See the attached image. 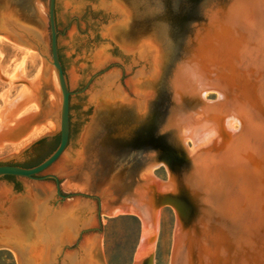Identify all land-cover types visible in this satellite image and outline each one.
I'll list each match as a JSON object with an SVG mask.
<instances>
[{
    "label": "water",
    "instance_id": "water-1",
    "mask_svg": "<svg viewBox=\"0 0 264 264\" xmlns=\"http://www.w3.org/2000/svg\"><path fill=\"white\" fill-rule=\"evenodd\" d=\"M0 37L41 58L32 81L22 59L0 75V147L54 123L0 158L16 264H104L118 214L141 222L132 264H152L162 206L169 264H264V0H0Z\"/></svg>",
    "mask_w": 264,
    "mask_h": 264
},
{
    "label": "rangeland",
    "instance_id": "rangeland-1",
    "mask_svg": "<svg viewBox=\"0 0 264 264\" xmlns=\"http://www.w3.org/2000/svg\"><path fill=\"white\" fill-rule=\"evenodd\" d=\"M33 52L35 54H28L14 46L0 42V75L5 80H8L17 62L22 59V76L25 81H32L38 69L41 68V58L35 51ZM7 87V82L0 80V92L7 89ZM21 87V84H14L9 87L6 100L10 101ZM30 104L26 105L23 111L20 110L19 114L28 113L33 108L32 103ZM1 105L0 100V108ZM50 122L53 127L54 123L52 121ZM47 132L48 130L44 134ZM44 134L42 133L38 136L31 137L25 141L26 143L24 142L17 147L10 145L12 143L8 144V142H3V147H0V158L19 151L22 147L37 140ZM158 210V229L152 258L154 264H169L175 218L170 207H160ZM101 226V250L104 264H132L134 253L139 243L141 230L140 220L132 215H123L106 218ZM10 251L5 248L0 249V264H16L15 255Z\"/></svg>",
    "mask_w": 264,
    "mask_h": 264
},
{
    "label": "bare ground",
    "instance_id": "bare-ground-1",
    "mask_svg": "<svg viewBox=\"0 0 264 264\" xmlns=\"http://www.w3.org/2000/svg\"><path fill=\"white\" fill-rule=\"evenodd\" d=\"M0 42L2 43V44H8V45H11V46H14L15 48H17V49H19V50H23L24 52H26V53H28V54H35L33 51H31V50H27V49H25V48H22V47H19V46H16V45H14V44H12V43H10V42H8V41H6L4 38H2V37H0ZM40 69L41 68H39L38 69V72H37V74H36V76L38 75V73L40 72ZM35 76V77H36ZM31 105V104H30ZM32 106H33V108L31 109L32 111H35V110H37V107H36V105L34 104V103H32ZM26 108V107H25ZM22 111H23V109H22ZM38 111V110H37ZM36 111V112H37ZM22 115H24V114H19V112H18V114L15 116V119H18L20 116H22ZM52 127V123L50 122V121H46L45 122V124H44V126H38V128L36 129V128H32L31 129V131H29L27 134H26V136L25 137H23V139L22 140H20L19 142H17V143H15V144H10V145H12V146H14V147H17L18 145H20V144H22V143H24L27 139H29V138H31V137H35V136H38V135H40V134H44V132L45 131H49V129ZM26 143V142H25ZM4 144H6V143H4ZM9 144V143H8ZM2 146L1 147H3V144H1ZM21 147V146H20ZM162 207H169V206H162ZM158 209H160V208H158ZM159 211V210H158ZM123 215H132V214H118V215H116V216H114V217H117V216H123ZM132 216H135V215H132ZM135 217H137V216H135ZM106 218H111V217H106V216H102L101 217V220H102V222H104V220L106 219ZM138 218V217H137ZM139 219V218H138ZM140 220V219H139ZM141 223V222H140ZM12 254H14L12 251H10ZM15 255V254H14ZM152 264H154V262H153V258H152Z\"/></svg>",
    "mask_w": 264,
    "mask_h": 264
},
{
    "label": "trees",
    "instance_id": "trees-1",
    "mask_svg": "<svg viewBox=\"0 0 264 264\" xmlns=\"http://www.w3.org/2000/svg\"><path fill=\"white\" fill-rule=\"evenodd\" d=\"M44 141H45V138H41V139L37 140L36 142H34L31 147H33L34 145L40 144V143H42ZM58 142H59V137L57 139H54V141L51 143V145L45 151V153L42 155V157L32 161L31 163H28V165H25V166L30 168V167L38 165L43 159H45L49 154H51L55 150V148L58 145ZM0 165H3V164H0ZM27 167H25V168H27Z\"/></svg>",
    "mask_w": 264,
    "mask_h": 264
},
{
    "label": "flooded vegetation",
    "instance_id": "flooded-vegetation-1",
    "mask_svg": "<svg viewBox=\"0 0 264 264\" xmlns=\"http://www.w3.org/2000/svg\"><path fill=\"white\" fill-rule=\"evenodd\" d=\"M59 35H61V33L59 32V34L57 35V36H59ZM22 167H27V166H25V165H21ZM28 168V167H27Z\"/></svg>",
    "mask_w": 264,
    "mask_h": 264
}]
</instances>
